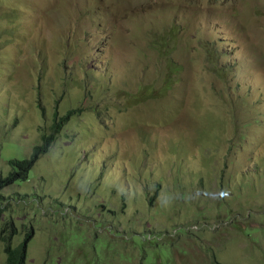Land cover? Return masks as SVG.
<instances>
[{"label": "rangeland", "instance_id": "obj_1", "mask_svg": "<svg viewBox=\"0 0 264 264\" xmlns=\"http://www.w3.org/2000/svg\"><path fill=\"white\" fill-rule=\"evenodd\" d=\"M13 2L0 0V177L43 151L0 207L31 211L27 264H54L48 246L83 226L112 245L113 226L129 229L100 264H264V236L243 229L264 221L245 213L264 204V0Z\"/></svg>", "mask_w": 264, "mask_h": 264}, {"label": "flooded vegetation", "instance_id": "obj_2", "mask_svg": "<svg viewBox=\"0 0 264 264\" xmlns=\"http://www.w3.org/2000/svg\"><path fill=\"white\" fill-rule=\"evenodd\" d=\"M70 115L71 114H68L66 117H62L60 114V111H56L54 124H56L57 127H61L62 129H64L65 126L67 125L66 120H68L70 118ZM56 137H57V135L55 136V138ZM51 138H52V135H50L48 137V139L44 140L45 154H47V152H49V150H50L48 143H49V140H51ZM42 151H43V148H42ZM96 163L97 162H95V165H94V167H95L94 172L95 173H96ZM108 169L111 170V167L107 166V164H106L105 167L99 168L98 172H100V173L103 172L104 177H105L106 170H108ZM94 178H95V176H94ZM102 181H101L100 186H102ZM7 186H9V185H6V186L4 185L3 187L2 186L0 187V194H4L3 188H5ZM111 191H115V186L109 192H111ZM235 203L236 202L234 201V204ZM55 204L62 209L61 203L58 204L56 202ZM219 206H220V209H215L216 217H220V216L224 215V212L230 213L232 210V208L229 209V208L225 207L223 204H221ZM236 206H242V204L235 205V207ZM3 209L4 208L2 207V210H0V237H3L5 235V233H10V236L12 238H16L18 236V234L22 233V236L25 237L24 240L28 241L27 242V245H28L29 240L32 238V235H34L36 233V229H35L33 222L29 223L28 228L25 227V223H21V224H19V226H17V224L19 223L21 218L24 220L25 218L29 217L27 214H30L31 211H29V213H27V214H22L19 210H15V211H12V213H8L7 215H5V210L3 211ZM19 212L21 214L20 216H19ZM237 215H239V212H237ZM99 221H100V219H99ZM20 222H22V221H20ZM73 222L75 225V221H73ZM103 222H104V220L100 221L99 225H102ZM48 223L50 225H54L55 223H57L59 225L58 220L57 221H50L49 220ZM60 225H61V227L63 226V231L69 230V227L67 226L66 221H61ZM50 227L45 232V233H47L48 239H49ZM83 228L86 229L85 232H83L82 230L78 231L74 227L72 234H71L72 236L69 235L66 238L62 237V233L60 234V236H57L56 238L62 237L60 239V243H56V244L53 243V244L48 246V248L45 251L46 262H50V263H54V264H83V263L84 264H100V258L99 257L101 255H104V257L107 260H110L111 258L115 257L116 249H117V248H115V246H116L117 240H118V239L116 240V238H124L123 240H124L125 244L121 243V245H124V248H126V245H127L126 242H127V240H129L127 238V235L130 234L129 229H124L123 231H121V230H118L119 227H116V226H113L110 229V235H113L115 238V240L113 242V244L115 245L114 246L112 244H107V243H109V241L107 239H96V237L98 238V235L95 233L96 231L93 228L84 227V226H83ZM20 229H22V232ZM86 233L91 235L90 241L92 243L90 246H88L89 247L88 253L84 254V253H81L79 251V247H80V244L84 243L83 237H85ZM98 241H99V243H98ZM105 248H106V250H104ZM54 249L57 250L59 253L53 259L52 258V251ZM90 253H93L94 256L90 259H87L88 262H86L85 259L81 260L85 256L87 258V256ZM80 255H82V256H80ZM57 259H60V261H57Z\"/></svg>", "mask_w": 264, "mask_h": 264}, {"label": "trees", "instance_id": "obj_3", "mask_svg": "<svg viewBox=\"0 0 264 264\" xmlns=\"http://www.w3.org/2000/svg\"><path fill=\"white\" fill-rule=\"evenodd\" d=\"M11 4H15L13 2V0H10ZM14 47V46H12ZM37 93L40 91V87L36 89ZM41 95V94H39ZM40 103L43 104V102L41 101ZM59 106V105H58ZM46 129H43V138L45 137L44 140L48 139L49 135L46 134ZM45 145L43 144V147ZM42 155V147L41 146H37L35 148V153L33 155V157L31 159H24V160H13L10 162L11 166L14 167V171L10 172L8 178H4L3 176L0 177V187L2 186H6V185H11L14 184L16 181H21V182H26L29 180V174L30 171L32 170L33 166L35 165V163L37 162V159L40 158V156ZM260 160L262 163H264V156L262 155L260 157ZM223 161V159H222ZM260 166V170H263L264 167ZM16 170H21L24 171V175L21 177L17 176V172ZM15 172V173H14ZM260 189L263 190L264 193V188L260 187ZM231 205H234V201L231 202ZM254 209H258L259 211H264V204L258 206V207H253V208H248L245 210V213H248L249 211L252 212ZM0 210H2V207H0ZM251 219V214L248 216ZM252 220V219H251ZM254 226L252 227L253 220L246 223L245 227L243 229H248L252 235L255 232H259L258 235V240L261 243V238L264 236V221L263 222H259V221H254ZM177 226V227H181ZM119 230V229H118ZM250 237V236H249ZM249 239V238H248ZM15 240V238H12L10 236V233H5V235L3 237H0V243L2 244V246H4V250H5V254L7 256V261L6 264H27V251H28V246H27V240H24L23 243H20L18 245H14L13 241ZM141 244H139V246L142 248V242L140 240H138ZM130 241L127 240V244ZM121 243H124V240H117V244H116V248H124V245H121ZM261 247L263 246L262 244H259ZM255 257L252 255L251 256V260H254ZM156 261V259L154 258V262ZM252 264V262H251Z\"/></svg>", "mask_w": 264, "mask_h": 264}]
</instances>
